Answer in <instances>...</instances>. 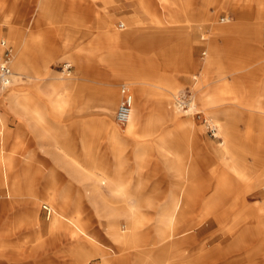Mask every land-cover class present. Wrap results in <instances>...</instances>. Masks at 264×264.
Segmentation results:
<instances>
[{
    "label": "rangeland",
    "instance_id": "1",
    "mask_svg": "<svg viewBox=\"0 0 264 264\" xmlns=\"http://www.w3.org/2000/svg\"><path fill=\"white\" fill-rule=\"evenodd\" d=\"M67 3H70L71 13L66 14V17L67 19L71 18L72 23L60 20L62 16L56 11L58 8L54 4L51 10L53 14H49L47 17L46 14L49 12L44 16L39 12L32 13V7L36 5L33 0H0V40H6L11 47L10 65L14 72L12 84L5 88L0 96L5 101V99L10 100L8 97L11 95H17L16 100L5 103L7 106H13L12 114L7 115L4 112L3 107L7 106L3 102V107H0V195L3 196L0 199L5 200L4 204H0V263L19 262L16 258L20 254L18 258L23 259L21 264H79L75 253L69 251L71 240H64L63 234L59 235L61 240L63 238L62 242L58 246H54L57 251L55 249L51 254L46 255L42 248L38 247L35 250L36 254L30 257L22 255L23 252L33 253L34 251L31 249L33 243L39 242L38 237L33 235L34 231L30 229L29 224L31 201L35 200L34 197L38 195L36 190H40L42 197L50 189L51 194L55 197V192H60L64 186L70 185L69 194L80 193L84 196L83 199L76 197L72 200L71 205L75 209L68 214L73 216L78 210L80 216L84 217L87 213L81 211V202L83 201L84 206L91 207L88 195L97 192L91 178L104 176L105 171L102 166L107 170L109 178L113 176L117 161L115 150L119 147L123 148L121 160L125 162L123 173L129 185V192L134 193L139 178L135 152L136 148L141 146L149 167L144 171L145 183L141 181L137 183L136 189H143L139 194L152 193L156 199L164 202L173 196L183 195L184 204L181 206V210L184 211L182 215L186 222L197 221L207 210L208 230H206L207 227L201 226V230L195 231L199 232L201 237L208 234L209 240H211L214 234L227 229L237 220L242 221V218H246L243 222L244 229H248L252 234L253 237L248 234L251 236V240L263 235L264 194L257 192L264 189V113L255 111L251 106L248 107L246 103L251 101L250 99H236L238 84L241 83L244 92H248L251 86L255 88V85L251 84V79L260 80L262 72L259 70L249 71L248 68L239 70L232 69L233 67L228 68L225 65L227 61L223 62L222 59H218L220 66L218 71H212L207 67L203 71H199V59L206 62L212 57L209 49L206 55L202 52L203 48L209 44V36L201 29L198 30L197 36H191L189 24L192 22H186L184 19L192 17L190 9L192 5L187 8L183 0H68ZM55 4L57 3L55 2ZM77 7L88 11L94 18L88 28H86L88 24L85 22L74 21L77 18L73 17ZM223 10L224 8L220 10L217 8L214 21L198 22L197 26L200 28L202 24L204 26L207 23L220 22L219 17ZM130 16H134L135 19L130 21ZM39 17L43 20L45 18L46 21H38ZM104 18L110 19L108 21L113 22L115 32L121 34L115 42H110L108 40L110 35L107 34L105 37H98L97 30L105 31L106 23L102 21ZM263 23L264 18H261V27H263ZM125 28L129 29V33H126ZM82 29L84 30L82 31ZM88 31L89 34H86ZM19 35L23 36L19 37ZM87 35L89 38L86 37ZM201 36L205 39H202ZM15 37L21 55L19 63L23 64L25 68L21 74L17 72L11 62V57L16 49ZM82 45L84 48H81ZM88 45L94 47L87 48ZM97 46H100L99 52H85L87 49L96 51ZM260 46L262 47L261 43ZM82 49L85 51L81 52ZM189 53L195 63L188 60ZM67 65L70 67L66 68ZM45 71L47 72L44 73ZM236 71L241 72L242 78H238L242 82L228 83L229 79L235 80L234 73ZM32 75L45 76L46 79L36 81L31 77ZM133 81H137L152 91L153 96L148 98L149 101L143 110L146 115H149L153 108H159L162 105L157 101V98H162L165 101L164 104L174 109V116L169 114L172 112L170 110L162 128L153 139H160L166 133L180 128L179 137L181 143L184 144L182 150L186 157V169L189 168L188 170L192 169L193 171L190 170L186 178L168 172L164 159L158 154V143L152 142L151 136L143 138L137 134L123 133L117 141H113L109 130L105 129L106 131L102 133H96V128L91 131L101 159L99 158V165L83 166L86 169L93 167L92 170L95 172L87 173L85 180L80 181L78 176L65 170L64 162L70 154L83 161L81 132L83 120L87 118L93 125H99V121H104V117L93 115L97 113V110L105 108V101L108 98L105 89L114 87L118 96L116 104L112 107L113 113L110 119L115 128L124 132L127 125L118 123L115 115L122 99V87L126 86L133 93ZM214 81H219L222 86L228 84L225 94H222L221 97L228 96L227 99L230 98L229 100L236 103L237 107L223 105L225 99L208 104L207 106H214L212 109L204 106V100H207L209 88ZM50 82H55L56 87H50ZM35 86H38V89H35ZM57 93L68 96L67 102L52 103L53 105L67 104L71 111L66 117L56 109L49 112L47 107L49 103L40 98L41 95ZM82 95L87 101L92 99L91 102H94L93 108L89 109V116H81L86 113L80 111ZM183 97L187 102L186 107L179 104V99ZM24 99H29V102L39 109L43 119L41 125L49 118L57 121L54 141L56 165H50L49 160L45 159L48 156L46 150H41V153L35 152L34 157V128L32 126L34 118L23 111L20 103ZM167 99H169L168 102ZM261 100L260 98L258 102ZM25 122L28 125L24 126ZM8 123H11L13 128H9ZM228 129H232L235 133L233 140L229 137L231 141L225 136L224 131ZM92 137L90 135V138ZM229 143L233 147L229 149L230 152L224 158L221 150ZM65 148L68 149V153L65 152ZM17 156L24 160V175L22 174L23 166L16 163ZM258 157H263L262 162L256 161ZM203 158L205 169L197 164L198 160ZM38 160H40V165H35ZM239 160L245 164L242 166L252 169L250 176L255 179L253 180L255 183L240 182L238 174L232 167L234 162ZM155 164H158V172L152 170ZM120 168L122 169L121 166ZM121 169L120 171H122ZM50 171H54L56 183L60 187L57 191L53 186L47 185ZM222 176L229 182L227 186L231 185L225 189L226 193L222 196L225 202L216 204L215 200H210V204L207 205L208 200L215 192L217 180ZM258 180L262 182L263 188L260 187ZM23 182H25V190L15 191L17 185H22ZM110 182L114 188L122 190L120 185L115 183V177ZM191 184L192 187L194 185V189L187 198L186 194L177 190V187ZM249 184L250 186H248ZM33 185L37 186V189H34ZM217 188L219 189V184ZM205 190L206 196H204ZM100 192L101 196L111 200L115 198L119 200L122 196L119 194L117 196L107 184H103ZM6 195H11V197H5ZM60 198L65 200L64 208L68 212L67 197H57L58 200ZM19 199L25 200L19 204ZM69 199L71 200V198ZM140 199L139 196L132 197V201H135L136 204V210L141 209L143 212L149 213L150 217L155 218L157 214L155 208L143 205L139 207L140 209L137 208L139 206L137 202H140ZM122 201L123 199L119 203ZM201 202L205 204L203 213L200 212ZM44 204H48V202L42 201L39 216L43 222L49 223L57 205H52L53 214L51 219H47L46 211L43 208ZM132 206L134 205L132 204ZM104 208L105 205L100 201L97 208L92 207L91 209L95 212L94 216L100 219L96 213L97 209L103 210ZM217 209L220 211L215 213ZM221 210H227V215L223 216ZM248 215L249 217H247ZM114 218H108L106 226L111 224L118 227L123 226V223ZM203 225H207V222H204ZM223 225L225 228L221 230ZM20 226L23 229H18ZM105 231V228L101 226L102 239L112 242V238ZM103 235H106L108 239H104ZM219 242L220 240L217 239L209 245V248ZM91 262L92 264L102 263L97 258L88 264Z\"/></svg>",
    "mask_w": 264,
    "mask_h": 264
},
{
    "label": "crops",
    "instance_id": "2",
    "mask_svg": "<svg viewBox=\"0 0 264 264\" xmlns=\"http://www.w3.org/2000/svg\"><path fill=\"white\" fill-rule=\"evenodd\" d=\"M33 1L35 2L36 5L32 7V9H33L32 13L35 14V13L39 12L41 15L44 16L45 13L49 12L46 14V16L48 17L49 14H53L51 10L53 8L52 5L54 4L56 6V8H58V9H56V11L59 14H61V16H62L60 18L61 21H70V23L73 22V20L71 18L67 19V17H66V14L71 13L69 10L70 3H67L68 0H33ZM55 2L57 4H55ZM43 3L46 5L45 7H41V5ZM38 4H39V6H37ZM217 8H218V10H220L221 8H224L223 13L219 17L220 22L207 23L204 26L202 24L199 28L197 26L198 22L202 23L205 21H209V22L214 21V15L216 13ZM54 9H55V7H54ZM191 11H192V15H191L192 16V23H191V30H190L192 32L191 36L192 37L197 36L199 29H201V31L206 32L209 36V44H208V46H205L204 48L202 47L203 48L202 52H204L206 55L207 50L209 49V51L212 55V57L209 58L206 62H203L202 60L199 59V71H203L204 68H206V67L209 69H212V71L213 70L218 71V67H220L218 59H222L223 62L227 61L225 63V65L228 68L233 67L232 69H238V70L243 69V68H248L249 71L259 70L260 72H262L261 79L260 80L255 79V78L251 79V81H252L251 84H254L255 88H253L251 86L250 90L248 92H246V91L244 92L243 85L241 83H239L238 87L236 89L238 91L236 99H250L251 101L246 103V105L248 107L251 106V108H253L257 112L259 111V113H262V112L264 113V51H263L264 48L260 46V43L262 45L261 18H264V0H192ZM28 12H30V11L28 10ZM64 16H65V18H64ZM75 16L77 18H75V19L73 18L74 21L85 22L86 24H88L86 26V28L89 27V23H91V22L93 23V21H94V18L91 17L92 15H90L88 11H85L81 7H77L76 14L73 17H75ZM37 19H38V21H46L45 18L43 20L41 17H39ZM134 19H135L134 16H130V18H129L130 21H133ZM108 20H110V19L104 18V20H102L106 23L105 24V31L97 30L98 37H105V34H107V35H110V38L108 40L110 42L111 41L115 42L118 39V36L119 35L121 36V34H119L118 32H115V29L113 27V22L112 21L109 22ZM185 20H186V18L184 19V21ZM125 29H126V33H129V31H128L129 29L128 28H125ZM83 30L84 29H82V31ZM86 34H89V31L86 32ZM21 36H23V35H19V37H21ZM86 37L89 38L88 35ZM202 39H205V38L202 37ZM16 42H17V39H16ZM82 47L84 48L83 45L81 46V48ZM90 47L93 48L94 46H89V45L87 46V48H90ZM1 50L2 49L0 47V52H1ZM84 51L85 50L82 49L81 52H84ZM99 51H100V46H97L96 51L87 49V51H85V52L86 53H93V52L97 53ZM103 52H106V51H103ZM188 60L191 61L192 63H195V61L191 57V53H189ZM47 71H48V69H47ZM47 71H45L44 73H46ZM234 75H235V80L229 79L228 83L231 84V83H236V82H242V80L239 79V78H242L240 71H236V73H234ZM31 77L34 78L36 81L46 79L45 76L37 77V76L32 75ZM132 83L134 84L133 95H134V98L139 105L138 106L139 109H138V114H137V121L135 122V125H134L135 127L130 130L128 127V121L126 123L127 128L124 132L120 131L118 128H115L113 126L110 118H112V113H113L112 107L116 104L118 92H117L116 88H114V87H109V88L105 89L106 97H108V98H106L107 100L105 101V108H104V110H97L96 111L97 113L93 115V116L104 117V121H99L100 122L99 125H96V124L93 125V124H90L88 119L86 118L82 122L81 132H82V144H83V161L79 160V158L72 156V154H70L68 156V158L66 159V161L64 162V165H67L69 160H76L82 166L91 165V164L92 165L93 164L99 165V162H100L99 158L101 159V157H100V154L98 152L99 149H97L96 144H94L96 142V140L94 137H92L93 132L91 130L97 128L96 133H102V132L106 131L105 129H107V130H109V134L111 135V138L113 141H117V139L123 133L137 134V135H139V137H143V138L151 136L152 137L151 141L158 143V145H157L158 146V148H157L158 154L160 157H162L164 159V163L166 165L167 171L170 172L171 174L175 175V176H179V177L184 176V178H185V176H186L185 168H187V166H186V162H185L186 157H185V154L182 150L184 148V144L181 143L180 137H179L180 128H178L176 131H171V132L166 133L164 136L160 137V139H157V140L153 139V138H155L157 133H159V130L162 128V126L166 120V115L168 114V112H170V110H172V112H170L169 114H171L172 117L174 116L173 115L174 109H172V108L168 107V105L164 104L165 101L162 98H159V99L157 98V101L159 103H161L162 105L159 108H153L152 112L149 115H146L143 112V110L146 107V103L149 101L148 98L153 96L151 94L152 91H150L149 88H147L146 86H143V85L137 83V81L136 82L133 81ZM49 85L52 88L56 87L55 82H50ZM226 85H228V84H226ZM226 85L222 86V85H220L219 81H214L209 88L210 92H209V95L207 97V100L206 99L204 100V106H207L208 104L217 103V102H219L220 99H225V102L223 103V105L227 104L226 106H228V107H237L236 103H233L231 100H229L230 98L227 99L228 96L225 95L226 97L225 96L221 97V95L225 94V92H226L225 91L227 88ZM38 86H35V89H38ZM64 89H66V88H64ZM2 93L3 92H0V94H2ZM240 94H243V95H240ZM16 97H17V95H15V96L11 95L10 97H8V99L14 101V100H16ZM40 98H42L41 99L42 101L49 103V105L47 106L49 109V112H53V110L56 109L57 111L62 112V115H64V117H66V116H68V112L71 111V109H68L67 104H63V105L62 104H59V105H57V104L53 105L52 104L54 102H61V101L67 102L69 99H68V96L66 94H58V93L57 94H46V95H41ZM260 98L262 100L260 102H258V100ZM10 100L5 99V101H4V99H2V97L0 96V104H2V102L5 104L6 102H10ZM168 100L169 99H167V102H168ZM91 101H93V100L91 99V100L87 101V99H85L82 95V97L80 99V111L86 112L84 114H81L82 117L89 116V109H92L94 106L93 105L94 102H91ZM20 105H22V109L25 113H28V115H30L32 118H34L32 121V126L34 128V133H33L34 157H35V152L41 153V150H46V151H48V153H47L48 156L45 159L49 160L48 162L50 165H56L57 164L56 163L57 157L55 155L54 141L56 139V129H57V125H58L57 121H55L53 118H49L48 120H46V122L43 125H41L43 122L42 121L43 119H42V116L40 115L39 109L34 104L30 103L29 99H24V101H22L20 103ZM1 106L3 107V104L0 105V107ZM5 106H7V105L5 104ZM212 107H214V106H212V105L207 106L208 109H212ZM12 108H13L12 105H8L7 107H3L4 112L7 115L13 113ZM207 108H205V109H207ZM257 108L259 110H256ZM128 120H129V118H128ZM23 125L24 126L28 125V123L25 122V123H23ZM8 126H9V128H13L11 123H8ZM89 132H90V134H89ZM224 132H225V136L227 139H229V137H230V139L233 140V138L235 137V133L233 132L232 129H228ZM90 135L92 138H90ZM227 145L228 146H226L225 148H222V150H221V154L224 158H226V156H227L226 154H228V152H230L229 149H232L231 147H233L230 143ZM142 150H143V148L141 146H138L136 148L135 158H136V163H137V172L139 174L138 181L145 183L146 179L144 177V171L146 168L149 167V164H146V156L144 153H142ZM87 151L89 153H87ZM65 152L68 153L69 152L68 149H66ZM122 152H123L122 147H119L115 150V157H117V161L115 162L114 171H113L114 174L112 177L109 178L107 170L105 169L104 166H102L104 168L103 170L105 171V173L103 174L104 176L103 177L100 176V178H98L99 176L95 177V178H91V180L93 181V187H94V189L97 190V192H93V193H90L88 195L90 197L91 207H86V206H84V204H82L83 201L81 202V206H80L81 211L83 213H89V214H93V215L95 212H93V209H91L92 207L97 208V205L100 201L105 205V208L103 210L97 209V212H96L97 214L101 213L103 215L101 220L96 222V227L99 230V232L101 231V226H102V228H105V230H106V225L109 221L108 218H106V216H104V215H106V213L110 212V209H113L117 205H120V204L116 205V203L117 202L119 203V201L121 199H124L125 197H127L129 199L128 203L133 204L136 208L135 201L134 202L132 201V197L137 198L139 196V197H141V199H146L149 197L150 198L156 197L152 193L143 194V195L139 194L140 192H142L143 189H139V190L136 189L138 181L135 185L134 193L129 192V190H128L129 185H128V182H127V180L124 176V173H123L124 168H125V165H124L125 162L121 160ZM263 157H258L256 159V161L262 162ZM16 163H18V165L21 164L23 166L22 167V174H23V170L25 167L24 160L18 158V156H17L16 157ZM197 164L199 166H202V169H205L204 158L198 160ZM241 164H243L242 160H239L238 162L237 161L234 162V165L232 166L234 168V171L238 174L237 176L240 178V182H243V183H245V182L249 183L250 182V184H253L255 182L253 180H255V179L251 178V176H250L251 172H252L251 171L252 169L250 167H248V169L250 170L248 172L249 176L246 177L244 179V181L241 178V174H240L238 167H237V165H241ZM35 165H40V160H38L37 164H35ZM243 165H245V164H243ZM120 166L122 167V169L120 168ZM120 169L122 171H120ZM152 170H155L158 172L159 171L158 164H155L154 167L152 168ZM190 170H192V169H190ZM34 174H35V170H34ZM54 174H55L54 171L53 172L50 171V173L48 174L47 185L49 184V185L53 186L54 190L57 191L58 188H60V187H59L58 183H56L57 181H56ZM117 174H119L118 176H120V177L124 176V180L126 183H125V188L123 190L116 189V188H114V186L111 185L110 181L114 177H116ZM107 179H108V182H106ZM87 180H89V179H87ZM228 183L229 182L225 180L224 176L220 177L217 180L215 192L212 195V197L208 200L207 205L210 204L209 203L210 200L211 201L215 200L216 202H214V203H216V204H221V203L225 202L222 199V196L224 195V193H226L225 189H227V187H231V185L227 186ZM103 184H107L108 187L111 188L116 193L117 196H118V194L122 195L121 198H119V200H118V198L111 200L109 198H105L104 196H101L100 191L102 189ZM218 184H219V189L217 188ZM250 184L248 186H250ZM47 185H46V187H47ZM33 186H34L33 187L34 189L35 188L37 189V186H35V185H33ZM232 187H233V185H232ZM21 189L25 190V182H23L22 185L18 184L14 190L20 191ZM182 189H183V185L181 187H177V190H180L182 192V194H184ZM69 190H71L70 185H66L63 187V189L60 192H55L54 196L55 197H62V196L67 197V199H68L67 200V202H68V208H67L68 213H72V210L75 209L71 205L72 200L76 197L83 199L84 195L80 194V193L72 195V194H69ZM36 192L38 193L37 196H40V193H41L40 190H36ZM259 192H261V190L258 191L257 193H259ZM204 196H206V190H205ZM5 197H11V195L10 196L6 195ZM174 197L178 198L180 201L179 207H178V214H180V218L176 222L175 229H181V230H184V229L188 230L189 229L192 231V233H194L195 239H196L195 242H193L191 244H187L183 247L184 248L183 250H185L184 251L185 254H188V252H190V250H193V249L197 250L194 255H202V254L207 252L210 255V259H211L210 264H212L214 261L213 260L214 258H217L215 260L219 259L218 261L228 260L229 258L236 256L235 254L240 252L241 251L240 249L244 250V248H245V250H247L246 248H249L250 245L253 244V242L256 243V241H257L256 238L251 240L252 239L251 236L249 237L250 239L247 238V236H245V229H244L243 222L246 218H242V221H239V222H236V221L233 222V224L229 225L227 229H224L220 233L214 234V236H213V238H211V240H209L208 234L201 237L199 232L196 233L195 231L201 230V228H202L201 226H203L204 228L207 227L206 230H208L207 216H202V218L197 219V221L186 222L184 220V216L182 215V212H184V211L181 210V206L184 204L183 195L179 194V195L174 196ZM0 198H3V196L0 195ZM69 198H71V200ZM171 199H172V197L169 198L166 202L160 201L159 199H156L155 205H153L151 207L155 208L156 212L158 214L162 213L164 207H167L169 205V201ZM24 200L19 199V204L22 203ZM3 202L5 203V200L3 201L0 199V204H2ZM11 203H13V202H11ZM201 203H202V209L200 212L203 213V208H205V204L203 202H201ZM116 210H117L116 213L118 216L116 215V217L114 219L118 222L124 223L125 217H126L125 215L127 214L126 207L118 206L116 208ZM219 211L220 210L217 209L215 212L217 213ZM141 212H143V211L141 210ZM221 212L225 213V216L227 215L226 214L227 210H225V211L221 210ZM247 217H249V215ZM250 217L253 218V216H250ZM204 222H207V225L204 226L203 225ZM221 227H222L221 230L223 228H225L224 225ZM146 229L152 230V227H149V228L146 227ZM243 236H245V237H243ZM103 238L106 240L108 239L106 237V235L105 236L103 235ZM217 239H219L220 242L217 243V245H214L213 247L209 248V245L212 242L216 241ZM247 242H248V244L250 242L249 247H248ZM111 243H108V244H111ZM201 243L205 244V248H201V246H200ZM97 259H99L101 262L100 258H97ZM189 259H192V257L189 256L186 258L178 259L177 261L179 262V264H187V261ZM121 262H122V260L115 259L113 261V264H122ZM89 264H92V262Z\"/></svg>",
    "mask_w": 264,
    "mask_h": 264
},
{
    "label": "bare ground",
    "instance_id": "3",
    "mask_svg": "<svg viewBox=\"0 0 264 264\" xmlns=\"http://www.w3.org/2000/svg\"><path fill=\"white\" fill-rule=\"evenodd\" d=\"M183 3L187 8H190L192 5L191 0H183ZM45 6L46 5L44 3L41 5V7ZM186 7L185 9L187 10ZM189 20L190 22H192V17H188L186 19V22H189ZM189 25L191 28V24ZM15 45L16 49L11 57V62L14 64L17 72L21 74L22 70H24L25 68L23 64L21 65V63H19L21 55L19 54V47L17 45V42ZM1 91L4 92V89L0 90V92ZM138 106L139 105L134 98L131 112L128 116L129 120L127 119L128 127L130 130L135 127L134 125L137 121V114L139 109ZM87 153L89 152L87 151ZM237 167L241 174V178L244 181V179L249 176L248 172L250 170L242 166V164L237 165ZM64 168L69 173L78 176L80 178V181L85 180L87 173L89 174V172H95V170H92L93 167H87L86 169L76 160H69L68 164L65 165ZM185 172L186 178L187 172L189 173L190 170L185 168ZM118 175L119 174H117V176L115 177V183H118L120 185V188H122L123 190L125 188L124 176L120 177ZM258 181L260 187H262V182L260 180ZM193 189L194 185L192 187L191 184L188 186L185 185L182 190L184 194L187 195L186 197H189ZM260 190V193L264 194V190ZM34 198L36 199L31 201L29 224L30 229L34 231L33 235L38 237L39 242L37 244L35 242L33 243V246L31 247V249H33L34 251L33 253L23 252L22 255L24 257H30L36 254L35 250H37L38 247L42 248L44 254H51L53 250L56 249L54 246H58V244L62 242L63 238L61 240L59 235L63 234L64 240H71L69 251L70 253H75L74 255H76L79 259V264H88V262L96 258L101 259V264H113V261L115 259L122 260V264H179V262L177 261L178 259L186 258L189 256H191L192 259H189L187 261V264H210V255L207 252V254L204 253L202 255H194L197 250L193 249L190 250L188 254H185V250H183V247L187 244L195 242L196 239L194 233H192V231L189 229H175L176 222L180 218V214H178L180 201L174 196L169 201V205L167 207H164L163 212L159 214L157 213L155 218L150 217L149 213L141 212V209L139 207H142V205L144 207L153 206L155 205L156 199H140V202H137V205H139L138 208L140 210L137 211L135 206H132L131 203L129 204L128 198L125 197L123 201L119 203L120 205L116 204L117 206L113 208L114 210L110 209V212L104 215L106 216V218L116 217V208L118 206L126 207L127 210L123 226L118 227L115 224L106 226V233L112 238V243L105 242L102 239L101 231L99 232L96 227V222L100 221L103 217V215H101L100 213L97 214L100 219H96L93 214L89 213L85 214L84 217L80 216V212L78 210H76L75 214L71 216L64 208L65 200L63 198H60L58 200L57 197H53L50 189H48V191L44 193V196H35ZM44 200L48 202V204L44 205H48L51 208L52 214V205H57L54 216L49 223L43 222V220L39 216L40 206L42 201ZM203 214V216H207V210H205ZM223 214V216H225V213ZM146 227H152V231L151 229L147 230ZM18 229H23V227L20 226V228ZM248 234L252 236L249 230L246 229L245 236H247V238L250 237ZM256 240V243L253 242L250 247V242L249 244L247 242L249 247L246 248L247 250H245V248L244 250L240 249L241 251L236 253V256L231 257L225 261H218L219 259L215 260L217 258H214L212 264H264V234L260 235V237H256ZM71 246H73V248H71ZM200 246L201 248H205L204 243H201ZM55 251H57V249ZM18 256H20V254ZM18 256L16 259L19 260V262H14L13 264L23 263V259L18 258Z\"/></svg>",
    "mask_w": 264,
    "mask_h": 264
},
{
    "label": "built area",
    "instance_id": "4",
    "mask_svg": "<svg viewBox=\"0 0 264 264\" xmlns=\"http://www.w3.org/2000/svg\"><path fill=\"white\" fill-rule=\"evenodd\" d=\"M262 47L264 48V23L262 27ZM0 47L2 52L0 53V90H3L10 86L12 83V77L14 75L13 69L10 65V53L11 47L7 44L6 40H0ZM70 67V66H66ZM122 99L118 105L116 111V121L120 124L126 123L128 116L131 112L132 104L134 102V96L132 92L125 86L122 87ZM179 104L186 107L187 102L185 97L179 99ZM44 210L46 211L47 219L52 216L51 208L48 205H44Z\"/></svg>",
    "mask_w": 264,
    "mask_h": 264
}]
</instances>
